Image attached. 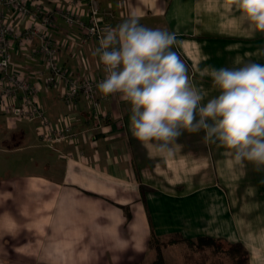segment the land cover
I'll return each instance as SVG.
<instances>
[{"label": "crops", "instance_id": "obj_1", "mask_svg": "<svg viewBox=\"0 0 264 264\" xmlns=\"http://www.w3.org/2000/svg\"><path fill=\"white\" fill-rule=\"evenodd\" d=\"M100 3L113 13L103 30L134 14L146 27L175 33L172 51L191 84L207 92L202 103L219 94L206 68L264 65V33H253L227 0ZM56 24L58 37L76 35L75 45L59 52L60 65L73 77L102 79L92 54L97 42L83 43V33L61 18ZM13 59L27 74L44 73L43 83L41 61L18 54L16 46ZM39 99L53 125L71 121L78 141L55 144L59 162L45 166L50 175L37 183L36 196L0 198V264H142L154 236L240 243L249 264H264V171L234 163L226 149L204 141L203 131L184 132L169 156L150 155L131 135L130 105L119 94L98 90L96 114L83 96L68 108L62 86L42 87Z\"/></svg>", "mask_w": 264, "mask_h": 264}, {"label": "clouds", "instance_id": "obj_2", "mask_svg": "<svg viewBox=\"0 0 264 264\" xmlns=\"http://www.w3.org/2000/svg\"><path fill=\"white\" fill-rule=\"evenodd\" d=\"M253 33H264V0H227ZM175 33L149 28L131 15L107 26L92 53L106 73L97 88L130 105V131L149 152L169 156L184 134L205 133L206 143L226 149L234 163L264 171V65L204 70L219 94L207 103L172 51Z\"/></svg>", "mask_w": 264, "mask_h": 264}, {"label": "built area", "instance_id": "obj_3", "mask_svg": "<svg viewBox=\"0 0 264 264\" xmlns=\"http://www.w3.org/2000/svg\"><path fill=\"white\" fill-rule=\"evenodd\" d=\"M100 1L0 0V112L35 122L38 137L50 148L56 143H77L78 135L72 131L70 120L60 119L53 125L46 118L39 99L42 87L62 86V99L68 108L83 96L96 114L100 108L97 84L105 77H73L60 65L59 52L73 47L76 35L71 31L58 37L56 20L61 18L70 29L83 33V43L95 40L99 46L105 18L113 16L112 12L102 11ZM14 46L18 54L44 64L47 76L43 83L44 73L27 74L14 62ZM32 77L37 80L34 82Z\"/></svg>", "mask_w": 264, "mask_h": 264}, {"label": "rangeland", "instance_id": "obj_4", "mask_svg": "<svg viewBox=\"0 0 264 264\" xmlns=\"http://www.w3.org/2000/svg\"><path fill=\"white\" fill-rule=\"evenodd\" d=\"M58 159L59 154L52 148L41 146L35 122L0 112V198L36 196L33 189L50 175L45 166L59 162ZM219 247L201 250L186 242L170 243L156 238L142 264H161L159 251L165 264H233L228 255L230 247L225 244Z\"/></svg>", "mask_w": 264, "mask_h": 264}, {"label": "trees", "instance_id": "obj_5", "mask_svg": "<svg viewBox=\"0 0 264 264\" xmlns=\"http://www.w3.org/2000/svg\"><path fill=\"white\" fill-rule=\"evenodd\" d=\"M153 240H156L155 236L151 239L150 244L152 243ZM176 241L186 242L190 246L197 245L199 249L201 250L205 249V247H212L216 250H219L220 249L219 245L225 244L230 247L228 251V255L230 256L233 264H249L248 252L245 250V248L240 243L230 244L222 239H215V238H210V237H201V238H198L196 241L184 240V239H177ZM159 256H160L159 259H161V264H165L162 260L160 251H159Z\"/></svg>", "mask_w": 264, "mask_h": 264}]
</instances>
